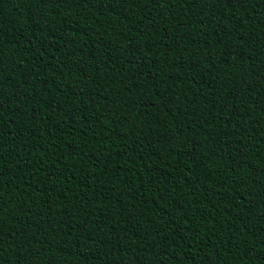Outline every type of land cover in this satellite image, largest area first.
<instances>
[{
    "label": "trees",
    "instance_id": "obj_1",
    "mask_svg": "<svg viewBox=\"0 0 264 264\" xmlns=\"http://www.w3.org/2000/svg\"><path fill=\"white\" fill-rule=\"evenodd\" d=\"M0 264H264V0H0Z\"/></svg>",
    "mask_w": 264,
    "mask_h": 264
}]
</instances>
